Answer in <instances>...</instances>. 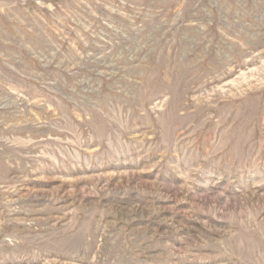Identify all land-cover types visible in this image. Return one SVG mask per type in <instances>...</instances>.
I'll list each match as a JSON object with an SVG mask.
<instances>
[{
	"label": "rangeland",
	"instance_id": "rangeland-1",
	"mask_svg": "<svg viewBox=\"0 0 264 264\" xmlns=\"http://www.w3.org/2000/svg\"><path fill=\"white\" fill-rule=\"evenodd\" d=\"M0 264H264V0H0Z\"/></svg>",
	"mask_w": 264,
	"mask_h": 264
}]
</instances>
